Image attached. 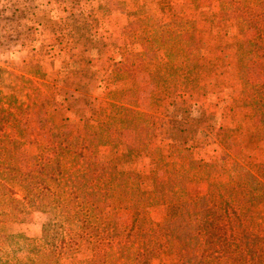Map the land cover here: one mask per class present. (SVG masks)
<instances>
[{
  "label": "trees",
  "instance_id": "obj_1",
  "mask_svg": "<svg viewBox=\"0 0 264 264\" xmlns=\"http://www.w3.org/2000/svg\"><path fill=\"white\" fill-rule=\"evenodd\" d=\"M214 1L220 16L228 13L237 30V72L245 107L259 123L255 142L264 143V0ZM190 2L198 7L199 0ZM177 17L167 23L173 30L160 31L154 38L157 47L181 36L175 34L182 28ZM141 38L149 40L146 33ZM174 54L170 50L166 56ZM21 80L26 83L22 89L35 84L27 77ZM127 90L110 91L115 102L96 103L90 116L79 117L75 131L64 122L41 118L42 125L50 123V130L48 139L35 144L31 168L17 160L26 140L14 115L30 105L15 91L0 92V159H6L0 161V227L18 223L22 215L44 213L38 264H60L63 259L67 264H264V162L256 165L246 155H231L228 166L212 165L198 177L205 190L196 194L189 184L194 181L192 172L201 166L181 164L184 154L177 166L170 163L173 144L161 145L171 147L167 155L155 148L154 162L164 161L167 168L150 187L135 170H106L94 163L100 148L118 141L125 129L138 132L147 124L139 119L147 112L138 106L140 93H128L131 97L125 100ZM18 127L20 133L14 137L12 128ZM102 134L112 140L103 141ZM125 146L134 152V146ZM157 206L165 208L161 220L150 216ZM115 211L123 218H112ZM15 243V235L0 231V264H6L4 253L14 251ZM83 243L90 246L88 258L79 256Z\"/></svg>",
  "mask_w": 264,
  "mask_h": 264
},
{
  "label": "rangeland",
  "instance_id": "obj_2",
  "mask_svg": "<svg viewBox=\"0 0 264 264\" xmlns=\"http://www.w3.org/2000/svg\"><path fill=\"white\" fill-rule=\"evenodd\" d=\"M11 1L12 6H8ZM33 1L36 0H25V3L33 8ZM19 3L21 0L1 2L0 46L4 48L8 45L5 40L7 35L21 34L26 41L32 42L23 45L26 54L22 55L33 63V42L38 37L36 46L41 57L36 59L42 61L41 70L37 67L35 71L34 65L28 66L29 70L27 68V73L40 76V86L30 84L21 90L18 89L19 84L25 82L18 80L12 70L0 69V92L15 91L21 101L30 105L14 111L26 140L17 159L23 167H32L30 155L35 144L48 139L50 123L42 125L41 118L64 122L73 131L80 126L79 117L84 115L69 101L74 95L71 92L74 83L69 79L72 76L66 72L70 68L67 66H71L72 71L75 63L78 64L75 55L84 51L85 34L89 33L90 27H99L98 16L109 18L115 12L122 16L126 42L115 52L118 61L111 62V76L105 75L104 79H109H105L102 93H97L98 99L101 96L110 97V92L106 94L109 88L117 89L120 94L128 88L126 94L139 92L138 106L147 111L139 119L144 118L147 124H143L138 132L136 129H125L118 141H111L100 148L93 157L94 163L106 170H135L139 172L142 184L150 187L154 179L164 177L167 168L164 161L154 162L155 148L173 144L175 150L167 158L170 163L177 166L182 160L180 155L184 154L186 160L181 164L189 166L188 162H191L194 167L201 166L192 172L194 181L189 184L190 192L196 194L205 190V184L198 181V177H202L212 165H216V169L223 164L228 166L231 155H246L256 165L264 162V143L255 142L259 123L249 117L237 72V30L230 25L228 13L220 16L216 1L199 0L198 7H195L190 0H37L42 13L41 21L36 19L40 27L33 22L34 17L22 20L17 7ZM174 15L182 23V28L178 27L180 34L175 33L181 36L173 38L172 43L165 44L160 40L161 47H157L153 40L159 32L175 28H168L167 25ZM104 32L100 31V35ZM145 33L148 41L141 38ZM166 37L162 36V39ZM170 44L173 46L170 47ZM170 50L175 54L166 56ZM6 59L2 57L0 62L6 64ZM55 61L62 69L57 78L52 76L51 68ZM51 78L54 85L46 82H51ZM83 79L75 80V90L82 85ZM156 84L159 85L157 89L154 88ZM129 97L131 94L124 99L129 100ZM32 101L35 103L31 104ZM117 113L114 112V116ZM20 129L12 128L14 137L19 135ZM102 135L103 141L112 140L108 135ZM140 137L144 139L142 144ZM125 145L134 146V152L126 150ZM136 148H139L138 153ZM170 149L162 148L166 155ZM220 177L225 175L221 173ZM164 214L165 208L157 206L151 209L150 216L161 220ZM114 217L122 219L123 213L115 211L112 213ZM20 218L18 223L0 227V231L16 236V249L4 253L6 264H38L39 247L43 243L40 234L46 215L32 212ZM5 247L11 246L7 244ZM81 250V258L90 256V246L86 243L82 244ZM60 264H67V260L63 259Z\"/></svg>",
  "mask_w": 264,
  "mask_h": 264
},
{
  "label": "crops",
  "instance_id": "obj_3",
  "mask_svg": "<svg viewBox=\"0 0 264 264\" xmlns=\"http://www.w3.org/2000/svg\"><path fill=\"white\" fill-rule=\"evenodd\" d=\"M1 2H5V0H0V6H1ZM32 4H34L33 8L31 6H28L27 3H25V0H21V3L17 4V7H19V12L22 17V20H26L29 17L31 18L34 17L33 22L36 24V26L40 27L36 19L38 18V20L41 21L40 18V15L42 14L41 10L39 8L37 0L35 2L33 1ZM8 6H12V1ZM6 11L8 10L6 9ZM32 12H34V16L32 15ZM97 19H98L99 27H94V26L90 27L89 33L85 34L86 38H85L84 51L81 52L78 51V54L75 55L78 64L75 63V66L72 67V71H71V66H67L70 68H67L66 70V72L70 76H72L69 79L71 80L72 83H74V86L76 84L75 80H81L82 78H84L83 83H81L82 85L78 86V90H75V87L73 86L72 88L73 90L71 92L74 93V95L71 97L72 100H69L75 104L74 107L76 108V110L79 109L80 113H83L84 116H90L92 114L94 105L100 101L115 102V100L110 99L108 95H107L108 97L101 96L100 99H98L97 93L98 92L102 93V90L105 89L104 87V84L106 82L105 79L106 78L109 79V78L106 77L104 79V77L106 74L107 76L108 75L111 76V66H112L111 62L118 61L116 59L115 52H117L120 49L119 46L123 47L126 42L124 38V34L122 32L124 22L120 14H117L115 12L109 18L107 16H102V17L98 16ZM106 25H109V27H107ZM103 30H105L104 35H102V33L100 35V31ZM29 39L31 38L29 37ZM5 40L8 42V45H6L4 48L0 46V59L2 57L5 59L7 58L6 60L8 61V63L4 64L0 62V69L4 67L7 68V70H12V72H15L17 74L18 80L27 77L31 79L37 86H40L38 82L39 80H42L40 76H36L34 73H27V68L28 66L30 67V65H34L35 71H37V67L38 70L39 69L41 70L42 67L41 59L40 58L38 60L36 59L37 57H41L40 52H37L39 47L36 46L37 43L39 42L38 37H36V40L33 42L34 43L33 45L35 46L33 63H29V61L26 60L27 56L22 55V54H26L25 46L23 45L27 43H32L31 41L29 40L26 41V38H24L21 34L19 35L15 34L11 36L7 35ZM49 53L52 54V52ZM51 65L53 72L52 76L55 75L56 78L60 77V73L62 71L60 66L57 65L56 61L54 62V64ZM29 69L30 68H28V70ZM98 75H102V76L99 77ZM52 81L53 79L51 78V82L48 81L46 82L49 83L50 85H54L53 84L54 81L53 82ZM20 86L21 85L19 84L18 88H20ZM102 86L103 89H101ZM114 90L117 89L112 90L109 88L106 94ZM76 103L78 104L77 106ZM90 110H91V114L88 115L90 113Z\"/></svg>",
  "mask_w": 264,
  "mask_h": 264
}]
</instances>
